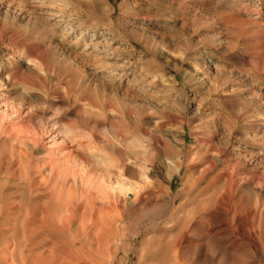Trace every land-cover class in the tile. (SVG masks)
<instances>
[{
    "label": "rangeland",
    "instance_id": "rangeland-1",
    "mask_svg": "<svg viewBox=\"0 0 264 264\" xmlns=\"http://www.w3.org/2000/svg\"><path fill=\"white\" fill-rule=\"evenodd\" d=\"M0 264H264V0H0Z\"/></svg>",
    "mask_w": 264,
    "mask_h": 264
}]
</instances>
